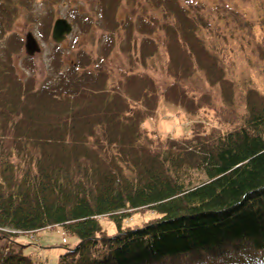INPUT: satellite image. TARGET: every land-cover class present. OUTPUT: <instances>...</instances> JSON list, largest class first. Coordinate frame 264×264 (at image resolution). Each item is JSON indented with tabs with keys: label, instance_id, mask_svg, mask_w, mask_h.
<instances>
[{
	"label": "trees",
	"instance_id": "trees-1",
	"mask_svg": "<svg viewBox=\"0 0 264 264\" xmlns=\"http://www.w3.org/2000/svg\"><path fill=\"white\" fill-rule=\"evenodd\" d=\"M31 1L0 0V36ZM143 1L136 21H122L127 36L134 25L139 30V42L125 45L143 67L127 66L122 91L107 88L102 59L90 69L83 53L64 71L55 63V76L36 87L20 79L8 47L0 49V264H34L14 238L53 226L77 237L55 264H264V91L247 86L237 116V86L223 60L233 50L238 64L264 76V41L250 42L256 24L232 8L149 0L147 19ZM107 3L99 2L108 29L103 50L120 30ZM258 4L264 10V0ZM212 22L218 41L209 42ZM243 38L242 49L229 47ZM159 49L165 100L194 114L215 102L221 126L206 132L195 121L191 137L146 139L140 123L155 113L161 91L145 70ZM197 70L218 98L188 92L184 80ZM139 211L153 216L122 227ZM101 217L114 222V233L103 231Z\"/></svg>",
	"mask_w": 264,
	"mask_h": 264
},
{
	"label": "rangeland",
	"instance_id": "rangeland-1",
	"mask_svg": "<svg viewBox=\"0 0 264 264\" xmlns=\"http://www.w3.org/2000/svg\"><path fill=\"white\" fill-rule=\"evenodd\" d=\"M100 1L54 0L52 4H49L44 0H32L27 8L12 18V24L9 30L4 36H0V49L4 44L8 47L12 54L11 57L15 71L20 79L27 81L32 78L35 81L36 87H39V84L44 82L48 77L55 76V68L53 65L56 67L58 64V71H64L71 62L74 63L77 58L79 60V55L83 53L90 57V61L87 64L90 69L95 67L98 59H102L108 65L107 67H109L106 77L107 88L122 91L124 89V84L122 83L128 72L127 66L137 64V69L140 71L143 69L141 63H138L139 61L136 56H133L134 60H132L125 45L129 38L132 47L134 41L139 42V30L134 25V29L131 32L132 35L129 34L127 36L126 28L122 24L124 20L132 23L137 20L138 12L141 13V11H134V7L138 5L140 0H135L137 4L133 3L134 0H104L105 4L108 1L107 7L111 8L109 12L112 13V19L117 20V24L120 26V30L114 33L113 43H109L107 50L102 49L105 43L103 33L108 32V29L106 22L100 17ZM146 1L147 4L151 3L149 0ZM146 1H143L144 9L142 10L145 12L144 18L147 17L149 19L153 14L149 11L150 9H147ZM190 1H196V4L205 3L216 9L225 7L237 10L247 20L256 24L253 30V37L255 38L252 39L254 41L250 40V42L253 44H261L260 42L264 41V25L263 27L259 26L260 21L264 18V10L262 8L260 9V5L258 4L259 0ZM129 14H132V17ZM261 14L263 15L262 18ZM48 18L51 23L48 25L47 31H45L46 29L43 24L47 23ZM57 18H65L71 25V32L60 43H54L50 33L52 22ZM213 25H215V22H212L211 27L207 28L208 34H206V37H208L209 42L218 41L217 38L215 39L216 35L214 34L215 28ZM28 32H31L36 37L40 47L39 52L32 56L27 55L24 50L23 39ZM151 36V39L156 38L154 37L155 35ZM10 39H12V42H9ZM242 42L243 44L240 45V39L238 42L229 41L231 43L229 47H232L231 49H237L240 46L242 49L246 46V39L243 38ZM156 43L158 42L156 41ZM155 48L157 49L158 46L149 49L153 51ZM214 49L218 54L217 56L223 58L224 55L219 53L216 46H214ZM136 58L137 60H135ZM151 58L147 63L148 67L145 71L158 84L159 91L161 92L155 113L140 123V129L146 139L155 143L158 140L160 141V139H165V137H191L188 128H190L189 124L195 121L204 122L202 123V127L206 129V132L217 129L218 126L222 125L216 115L214 108L216 106L215 102L212 104V110L206 111L200 109L194 114L183 108L181 102L165 100L163 94H161L166 87L164 74L166 62L164 53L159 49ZM195 58L199 60L201 57L198 56ZM224 58L223 60L229 61L227 63L232 66L233 78L229 81L234 82V88L237 86L234 90L233 98L236 109L239 112L236 113L238 116L244 107V100L246 99L245 88L251 86L256 91L263 92L264 76L258 75V71L256 72L252 67L242 61L238 64L236 61L238 60V56L233 50L232 53L225 55ZM184 82L188 87L190 86L188 92L192 87L198 90V92L211 90L216 98L220 94L219 90L208 83L204 73L200 70L195 71ZM199 128L201 130V126ZM193 174H196V172H193ZM140 212L132 213L129 217L124 218L122 227L140 225V223L153 216L152 213ZM99 222L105 233L112 234L115 232L116 226L114 222L108 220L106 217H101ZM14 239L16 248L18 250L20 249L24 255L29 256L34 264H55L65 248L74 247L77 243V237L61 226L44 228L30 234H17Z\"/></svg>",
	"mask_w": 264,
	"mask_h": 264
},
{
	"label": "water",
	"instance_id": "water-1",
	"mask_svg": "<svg viewBox=\"0 0 264 264\" xmlns=\"http://www.w3.org/2000/svg\"><path fill=\"white\" fill-rule=\"evenodd\" d=\"M71 31V25L65 18L54 20L51 28V38L55 43L61 42ZM24 49L28 55H33L40 50V47L31 32L24 38Z\"/></svg>",
	"mask_w": 264,
	"mask_h": 264
}]
</instances>
